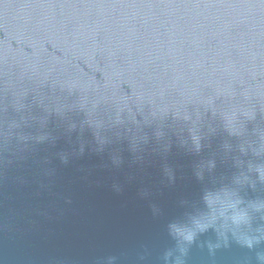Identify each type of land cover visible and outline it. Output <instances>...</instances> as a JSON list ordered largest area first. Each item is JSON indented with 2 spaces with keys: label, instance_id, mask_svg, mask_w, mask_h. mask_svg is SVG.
<instances>
[{
  "label": "water",
  "instance_id": "1",
  "mask_svg": "<svg viewBox=\"0 0 264 264\" xmlns=\"http://www.w3.org/2000/svg\"><path fill=\"white\" fill-rule=\"evenodd\" d=\"M168 252L261 264L264 0H0V264Z\"/></svg>",
  "mask_w": 264,
  "mask_h": 264
},
{
  "label": "clouds",
  "instance_id": "2",
  "mask_svg": "<svg viewBox=\"0 0 264 264\" xmlns=\"http://www.w3.org/2000/svg\"><path fill=\"white\" fill-rule=\"evenodd\" d=\"M193 227H182L178 225H170V231L174 235V238L177 241L178 250L181 253V256L184 254L185 249L182 247L183 244H190L197 230H202L204 225L200 221H194ZM249 246L251 247V242H249ZM258 259L261 260V264H264V253H258ZM172 256L171 252H168L164 256V264H183L182 259L180 257H176L174 261L169 260Z\"/></svg>",
  "mask_w": 264,
  "mask_h": 264
}]
</instances>
